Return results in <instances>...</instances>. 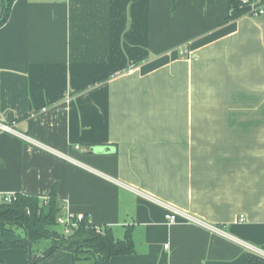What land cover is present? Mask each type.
<instances>
[{"label":"crops","instance_id":"obj_1","mask_svg":"<svg viewBox=\"0 0 264 264\" xmlns=\"http://www.w3.org/2000/svg\"><path fill=\"white\" fill-rule=\"evenodd\" d=\"M229 15V0H16L0 27V203L55 193L62 216L131 233L135 252L109 264H264L233 241L264 251V18ZM152 198L222 234L170 224ZM22 235L0 222V241Z\"/></svg>","mask_w":264,"mask_h":264},{"label":"trees","instance_id":"obj_2","mask_svg":"<svg viewBox=\"0 0 264 264\" xmlns=\"http://www.w3.org/2000/svg\"><path fill=\"white\" fill-rule=\"evenodd\" d=\"M3 3L0 27L9 19L10 12L16 0H1ZM230 1V15L225 22L239 19L245 15L238 0ZM82 90L78 93H81ZM62 207L55 193L46 200L15 194L11 202L0 203V222L3 231L21 230L23 235L18 240L0 241V264H6L2 251L5 249H24L27 251L30 263L37 264L56 250H64L73 254L74 264L80 261L86 264H109L115 256L130 255L135 252L131 233L123 239H117L111 228H100L91 223L89 217L77 221L70 234L66 235L58 219L62 216ZM58 227L61 230H58ZM42 240H48L50 247L41 256H35L33 245ZM82 262L80 264H82Z\"/></svg>","mask_w":264,"mask_h":264},{"label":"built area","instance_id":"obj_3","mask_svg":"<svg viewBox=\"0 0 264 264\" xmlns=\"http://www.w3.org/2000/svg\"><path fill=\"white\" fill-rule=\"evenodd\" d=\"M240 3V7L245 10V15L244 16H249L252 18H264V0H238ZM182 55L187 56L189 55V51L187 48H184L182 50ZM0 131H12L10 127L4 126L0 124ZM52 151V150H51ZM14 198V195H9L4 198L5 202H11ZM152 200L159 205H161L165 210H166V220L170 224H175L178 222V220L182 219L185 220L186 222H190L199 226H202L214 233L222 234V230L210 226L204 222H202L200 219L196 218L193 215H190L188 212L180 210L176 208L175 206L162 202L160 200L152 198ZM84 219V215H78V216H61L58 219L59 224L64 228L65 234L68 235L71 233L72 229L77 226V221H81ZM233 241L242 245L248 250H251L259 255L264 256V251L256 248L255 246H252L248 243L242 242L236 238H233Z\"/></svg>","mask_w":264,"mask_h":264},{"label":"rangeland","instance_id":"obj_4","mask_svg":"<svg viewBox=\"0 0 264 264\" xmlns=\"http://www.w3.org/2000/svg\"><path fill=\"white\" fill-rule=\"evenodd\" d=\"M187 49H188V51H189V48H187ZM189 53H190V51H189ZM248 148H249V147H248ZM58 230H61V228L58 227ZM81 262H82V261H80L79 264H80ZM82 264H86V263L82 262Z\"/></svg>","mask_w":264,"mask_h":264}]
</instances>
